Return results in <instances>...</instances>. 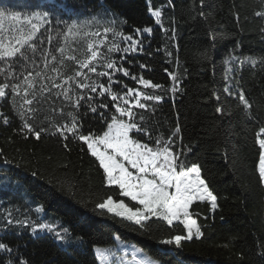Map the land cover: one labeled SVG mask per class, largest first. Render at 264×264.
<instances>
[{
	"label": "trees",
	"instance_id": "obj_1",
	"mask_svg": "<svg viewBox=\"0 0 264 264\" xmlns=\"http://www.w3.org/2000/svg\"><path fill=\"white\" fill-rule=\"evenodd\" d=\"M150 6L160 9L163 27L155 25ZM0 8L19 12L22 18L34 12L50 13V24L44 26L48 32L41 28L37 33L45 56L59 42L66 54L72 50L82 59L89 39L94 43L104 39L105 44L98 47L105 52L113 39L111 33L103 32L106 26L124 35L135 28L155 27L153 33L139 37H147L146 52L128 54L123 61L121 53L111 54L132 73L169 89L140 86L161 94L162 100L150 102L143 110L129 106L138 114L137 119L143 115L153 141L167 139L179 125L173 151L186 153L189 163H199L218 203L215 211L208 202H198L190 209L201 227V237L185 241L179 248L164 245L160 240L170 231L180 234L182 225L170 229L166 222H158L153 230L145 231L96 208L95 204L108 195L116 201L124 199L130 207L135 202L121 197L116 186L107 184L103 169L83 141H64L55 129L42 133L39 140L19 133L20 121L12 112L11 97L0 98V112L10 118L8 125L0 119V242L12 248L11 253L0 250V264L9 260L19 264L21 259L27 264H98L94 248L115 244L117 236L133 242L161 264H264V185L259 179L257 143L264 138L259 132L264 127V17L256 15L261 11V0H203V5L201 0H0ZM72 20L88 21L89 36L65 40L58 35L65 30L62 21ZM8 35L6 32V43ZM166 46L173 53L171 57L164 54ZM149 52L150 56L146 54ZM205 52L207 58L202 55ZM41 55L37 50L34 57L40 66ZM140 63L148 67L141 69ZM66 64L75 66L68 61ZM96 66L98 71L105 70L99 63ZM165 68L179 77L175 93L170 90L173 81ZM89 75L106 82V78ZM115 75L137 86L122 73ZM38 87L39 83L34 84ZM225 88L232 93L243 90L251 108H245L238 95H229ZM57 91H45L37 96L39 103L33 101L32 106L38 109L37 126L43 123L48 127L49 120L68 122L66 114L73 108L55 95ZM88 95L94 97L93 104L104 99L98 93ZM77 111L81 114L80 131L101 133L105 129L99 115L87 106ZM40 225L48 227L42 229ZM157 227L160 231L155 230Z\"/></svg>",
	"mask_w": 264,
	"mask_h": 264
},
{
	"label": "snow or ice",
	"instance_id": "obj_2",
	"mask_svg": "<svg viewBox=\"0 0 264 264\" xmlns=\"http://www.w3.org/2000/svg\"><path fill=\"white\" fill-rule=\"evenodd\" d=\"M201 5H203V0H201ZM149 12L155 18V25L163 27L160 9L153 10L150 6ZM256 15L264 17V0H261V11ZM49 16L50 13L44 11L34 12L22 18L19 12L0 8V77H3V80L0 81V98L11 97L12 112L20 121V126L16 131L21 134L34 135L39 140L42 133L55 129V132H58L64 141L69 139L83 141L87 145V151L99 162V168L103 169L107 184L116 186L121 197L130 198L131 202H135V205L130 207L124 199L116 201L112 195H108L101 202L95 204L96 208L107 210L108 213H112L116 217L131 221L145 231L153 230V225L158 222H166L170 229H176L182 225L180 234L170 231L167 238L160 240V243L164 245L179 248L183 242L192 241L194 237H201L203 235L201 227L198 226L197 219L193 218V212L190 209L194 204L198 206V202H208L211 210L215 211L218 208L217 195L209 187L206 178L202 176V168L199 163H189L186 153L173 151L176 146L174 137L178 136L181 131L179 125L167 139L157 138L153 141L150 129L143 123V115H139V119H137L138 114L134 113L133 107L129 106L133 105L135 108L143 110L150 107V102L162 100L161 94L144 91L140 86L143 89L163 88L164 91L169 89L164 88L160 83L153 82L150 78H145L142 74L132 73L130 68L124 67L111 55L112 53H121L120 60L123 61L127 60L128 54L146 52L144 42L147 37L144 39L139 37L153 33L156 30L155 27L135 28L132 33L124 35L115 27L106 26L103 32L111 33L113 39L106 45L105 52H101L98 47V45L105 44L104 39H100L97 43L89 39L86 45L87 52L82 59L72 50L66 54L65 46L60 45L59 42L45 56V50L39 48L42 41L37 33L41 28H44L45 33L48 32V28L44 26L50 24ZM62 22L65 30L58 35H62L65 40L69 36L81 37L82 34L89 36L86 31L88 21L83 23L75 20ZM165 31L168 30L165 29ZM6 32L9 33L7 43L5 42ZM43 34L41 33V35ZM91 35L97 34L92 33ZM116 37L119 39H115ZM34 39L35 42H33ZM47 39L49 42L51 41L50 36ZM121 42H123V46ZM37 50L42 53V66L37 65L34 59ZM157 51L160 49L158 48ZM56 53H59V56ZM146 54L151 55L150 52ZM164 54L166 57L173 55L171 51L167 50V46ZM202 55L207 58L206 52ZM49 57L52 63H50ZM66 61L72 62L75 66L66 64ZM97 63L105 70L98 71ZM128 63L131 64V60H128ZM251 63L254 65L256 61L251 60ZM261 63L264 64V59L261 60ZM29 64L32 65L31 69L28 67ZM147 67L143 63L139 64L141 69ZM85 69L87 72L84 71ZM164 70L173 81L170 90L175 93L177 91L175 82L179 77L169 72L167 68ZM50 73L56 75H50ZM116 73H122V77L130 78L137 86L125 83L121 77L115 75ZM89 74H95L98 78H106V82L100 79L93 80ZM36 78H40L41 81L46 80L48 83H41ZM36 83H39L38 88H34ZM52 89L59 90L55 95L62 96L63 100L73 108V111L66 114L68 122L49 120L48 127L43 126V123L37 126L35 113L38 109L32 106L33 101L39 103L37 96H43L45 91L51 92ZM6 90L8 91L6 92ZM29 90L32 91L29 92ZM78 90H84V92ZM225 91L229 95H238V99L244 107L251 108L243 90L232 93L229 88H225ZM22 92L23 95H21ZM89 92L98 93L104 99L93 104L94 97L88 95ZM84 106H87L92 113H97L100 120L106 125L101 133L90 130L85 134L80 131L82 125L78 123V118L81 114L77 110ZM105 110L112 114L106 115ZM61 111L63 112V110ZM220 111L221 109L217 108V112ZM126 117L127 119H125ZM0 119L5 125L10 123L9 116L3 112H0ZM259 132L264 134V127H261ZM68 134H71V137ZM145 138L147 139L145 140ZM257 143L259 146V179L261 184H264V138L258 139ZM63 147L67 149L68 143L65 142ZM181 156H183L182 159ZM32 175L36 176L37 173L33 172ZM153 217L156 219L153 220ZM174 222H178V224H174ZM45 227L48 226L40 225L42 229ZM155 230L160 231L159 227ZM64 231L66 234L67 229ZM185 231L186 234H184ZM57 236L61 240L64 239L59 233ZM115 239L119 240L120 237L117 236ZM132 247L135 252L143 251L136 248L135 245ZM0 250L11 253L12 248L8 244L0 242ZM95 252L102 256L101 264H106L108 256L112 254L110 249L99 247L95 248ZM135 252L133 253L135 264H159L157 260L147 254L142 259H136ZM7 264H14V262L9 260ZM19 264H27V262L21 259Z\"/></svg>",
	"mask_w": 264,
	"mask_h": 264
},
{
	"label": "rangeland",
	"instance_id": "obj_3",
	"mask_svg": "<svg viewBox=\"0 0 264 264\" xmlns=\"http://www.w3.org/2000/svg\"><path fill=\"white\" fill-rule=\"evenodd\" d=\"M125 119H127V118H125ZM174 223H177V222H174ZM133 245H135L136 248H140L139 246H137L133 242H124V241H121L120 239L119 240L115 239V244H113L111 246L99 247V248L111 250L112 254L108 256L106 264H135V261L133 260V253L135 252V249L132 247ZM145 254L146 253L144 251L135 252L136 259H142ZM94 255L97 258L98 264H101L102 256L98 255L95 252V248H94ZM154 260H156V259H154ZM159 264H161V263L159 262Z\"/></svg>",
	"mask_w": 264,
	"mask_h": 264
}]
</instances>
